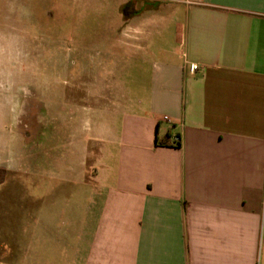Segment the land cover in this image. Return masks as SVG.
Masks as SVG:
<instances>
[{
    "label": "crops",
    "instance_id": "crops-1",
    "mask_svg": "<svg viewBox=\"0 0 264 264\" xmlns=\"http://www.w3.org/2000/svg\"><path fill=\"white\" fill-rule=\"evenodd\" d=\"M135 10L123 39L57 59L67 84L39 90L25 144L51 145L18 171L12 254L21 241L22 264H264V0Z\"/></svg>",
    "mask_w": 264,
    "mask_h": 264
},
{
    "label": "rangeland",
    "instance_id": "rangeland-1",
    "mask_svg": "<svg viewBox=\"0 0 264 264\" xmlns=\"http://www.w3.org/2000/svg\"><path fill=\"white\" fill-rule=\"evenodd\" d=\"M158 2L173 0H0V264H22L21 241L12 254L23 217L18 171H39L51 145L48 135L47 144H27L38 130L39 90L67 84L55 79L57 59L70 67L76 52L97 58L93 46L123 39L125 25L140 23L135 8ZM51 115L42 114L47 134Z\"/></svg>",
    "mask_w": 264,
    "mask_h": 264
},
{
    "label": "built area",
    "instance_id": "built-area-1",
    "mask_svg": "<svg viewBox=\"0 0 264 264\" xmlns=\"http://www.w3.org/2000/svg\"><path fill=\"white\" fill-rule=\"evenodd\" d=\"M197 68L198 67L196 65H191L190 70L191 72H195ZM173 142H174L173 145L175 146H177V144L180 143L178 138H174Z\"/></svg>",
    "mask_w": 264,
    "mask_h": 264
},
{
    "label": "trees",
    "instance_id": "trees-1",
    "mask_svg": "<svg viewBox=\"0 0 264 264\" xmlns=\"http://www.w3.org/2000/svg\"><path fill=\"white\" fill-rule=\"evenodd\" d=\"M164 144L171 145L172 143H170L169 141H166V142H164ZM177 146H179V143L177 144Z\"/></svg>",
    "mask_w": 264,
    "mask_h": 264
}]
</instances>
